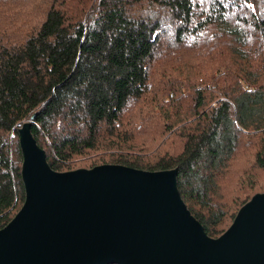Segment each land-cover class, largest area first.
Wrapping results in <instances>:
<instances>
[{"label": "trees", "instance_id": "obj_1", "mask_svg": "<svg viewBox=\"0 0 264 264\" xmlns=\"http://www.w3.org/2000/svg\"><path fill=\"white\" fill-rule=\"evenodd\" d=\"M25 121L58 171L176 167L221 235L264 192V0H0V228L26 198Z\"/></svg>", "mask_w": 264, "mask_h": 264}, {"label": "water", "instance_id": "obj_2", "mask_svg": "<svg viewBox=\"0 0 264 264\" xmlns=\"http://www.w3.org/2000/svg\"><path fill=\"white\" fill-rule=\"evenodd\" d=\"M19 143L26 198L0 228V264H264V192L211 237L183 200L176 167L58 171L30 121Z\"/></svg>", "mask_w": 264, "mask_h": 264}, {"label": "rangeland", "instance_id": "obj_3", "mask_svg": "<svg viewBox=\"0 0 264 264\" xmlns=\"http://www.w3.org/2000/svg\"><path fill=\"white\" fill-rule=\"evenodd\" d=\"M132 110H134V109H132V108H130V110H129V112H131ZM135 111V110H134ZM136 115H134V117H135ZM133 117V119H134V122L136 123L135 125H138L139 123H143L142 122V120L140 119V117H138V116H136L137 117V119L135 120V118ZM137 121V122H136ZM89 155H91V153H88V154H85V155H83V156H78L77 157V161H76V166H75V169H76V167L77 168H80V167H83V166H86L85 164L87 163V161H85L86 159H87V157L89 156ZM228 225V224H227ZM226 226V225H225ZM224 226V227H225Z\"/></svg>", "mask_w": 264, "mask_h": 264}]
</instances>
